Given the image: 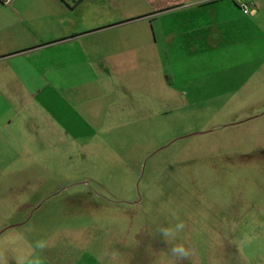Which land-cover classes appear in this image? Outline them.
<instances>
[{
	"label": "rangeland",
	"instance_id": "374dc122",
	"mask_svg": "<svg viewBox=\"0 0 264 264\" xmlns=\"http://www.w3.org/2000/svg\"><path fill=\"white\" fill-rule=\"evenodd\" d=\"M243 1L264 23V0ZM229 35L186 65L221 89H174L172 108L146 92L185 64L100 65L88 89L29 97L25 132L0 140V264H176L181 243L180 264H264V33ZM173 213L185 229L168 244Z\"/></svg>",
	"mask_w": 264,
	"mask_h": 264
},
{
	"label": "crops",
	"instance_id": "0c3cea01",
	"mask_svg": "<svg viewBox=\"0 0 264 264\" xmlns=\"http://www.w3.org/2000/svg\"><path fill=\"white\" fill-rule=\"evenodd\" d=\"M184 2L0 0V140L7 143L16 126L25 132L19 113L28 109L29 97L78 90V81L88 89L83 81L100 65L118 74L140 72L141 65L185 64L156 77L157 89L145 93H163V107H174L175 90L183 96L194 88L220 90L217 70L186 65L213 61L229 33L241 40L248 32L264 33L263 8L246 16L243 0H205L178 10Z\"/></svg>",
	"mask_w": 264,
	"mask_h": 264
},
{
	"label": "clouds",
	"instance_id": "9594fccd",
	"mask_svg": "<svg viewBox=\"0 0 264 264\" xmlns=\"http://www.w3.org/2000/svg\"><path fill=\"white\" fill-rule=\"evenodd\" d=\"M203 2H205V0H186V2L182 3L180 9L178 10H183L185 8H193L197 4ZM172 215L173 218L177 220V223H175L174 226L170 225L168 227L160 228L158 232L163 238V240L168 244L171 241H175L177 239L178 234L185 229V224L184 222L179 220L178 215L176 213H173ZM48 247L49 243L47 240L44 239L37 240L34 244V249H37L40 252H43ZM169 252L171 253V256L175 258L176 264H180V261L182 260H188L191 255L190 250L183 243L172 246L169 249ZM29 264H41V261L39 257H37L34 260L30 261Z\"/></svg>",
	"mask_w": 264,
	"mask_h": 264
},
{
	"label": "built area",
	"instance_id": "2783aa9c",
	"mask_svg": "<svg viewBox=\"0 0 264 264\" xmlns=\"http://www.w3.org/2000/svg\"><path fill=\"white\" fill-rule=\"evenodd\" d=\"M240 8L244 15L250 16L253 15L256 12V6L255 4L251 3H240Z\"/></svg>",
	"mask_w": 264,
	"mask_h": 264
}]
</instances>
